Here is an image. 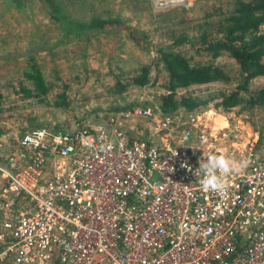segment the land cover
<instances>
[{
	"label": "built area",
	"instance_id": "1",
	"mask_svg": "<svg viewBox=\"0 0 264 264\" xmlns=\"http://www.w3.org/2000/svg\"><path fill=\"white\" fill-rule=\"evenodd\" d=\"M206 113L134 106L0 136V264H264V154ZM132 118L148 139L120 127ZM203 153L249 164L204 190Z\"/></svg>",
	"mask_w": 264,
	"mask_h": 264
},
{
	"label": "rangeland",
	"instance_id": "2",
	"mask_svg": "<svg viewBox=\"0 0 264 264\" xmlns=\"http://www.w3.org/2000/svg\"><path fill=\"white\" fill-rule=\"evenodd\" d=\"M235 2L60 0L64 14L70 19L88 22L91 17H100L118 21L102 28L65 34L61 21L51 16V6L43 0H0L1 136L12 139L31 128L56 125L63 129H75L101 122L108 112L125 107L157 104L161 108L163 97L168 93V77L157 59L158 46L169 45L179 37L193 38L199 32V24L223 17L235 7ZM50 4L53 5L52 0ZM128 28L135 29L138 36L145 35L146 39L139 42L132 40ZM261 28L264 30V24ZM172 49L190 58L191 62L198 59L189 43H178ZM33 59L40 65L44 77L50 79L51 99L62 90L63 81L70 84L66 90L65 108L55 109L23 97L24 92L17 80L23 77L27 62L31 63ZM145 64L152 70L147 84L128 86L120 94L113 92V85L118 79L116 75L122 77L119 79H126L131 75L130 70ZM214 64L229 73L232 81L193 84L176 89L177 94L188 93L199 97L200 101L207 100L208 103L192 111L207 112L205 119L219 126L228 124L229 131L234 130L240 135V146L248 140H256L255 150L264 154V104H241L227 111L214 108L213 96L234 88L238 68L225 53L216 57ZM263 87L264 77H255L249 81L244 95ZM16 89L20 92L15 93ZM192 111L178 108L174 112L188 114ZM120 127L128 135L146 139L153 133L152 123L141 118L120 121ZM52 264H59L56 256Z\"/></svg>",
	"mask_w": 264,
	"mask_h": 264
},
{
	"label": "trees",
	"instance_id": "3",
	"mask_svg": "<svg viewBox=\"0 0 264 264\" xmlns=\"http://www.w3.org/2000/svg\"><path fill=\"white\" fill-rule=\"evenodd\" d=\"M50 5L51 16L61 21L65 34L82 32L88 28H102L105 25L118 23L117 19H103L91 17L88 22L70 19L67 17L60 4V0H43ZM17 3V2H16ZM24 3V2H23ZM55 3L57 5H55ZM18 5L20 3H17ZM71 21V22H70ZM264 0H236L235 7L216 21H205L198 25L199 32L193 38L179 37L166 46H158L157 59L162 64L168 77V93L163 97L161 109L163 112H174L178 108L187 111L197 109L200 105L208 103L200 101L199 97L192 94H177L178 88H186L193 84H205L211 82L226 83L232 81V77L223 68L214 64V59L225 53L232 58L237 65L236 85L232 90L222 91L215 94L214 108L227 111L234 106L247 104L249 106H261L264 104V87L246 94L249 81L255 77H264ZM65 25V26H64ZM130 38L139 42L146 39L145 35L138 36L136 30L128 28ZM189 43L197 53L198 59L191 62L190 58L172 49L178 43ZM24 75L17 80L18 85L24 92V98H32L37 103L55 109L66 107V90L70 84L63 81L62 90L55 93L53 99L49 97L50 79L44 77L40 65L31 60L27 62ZM151 67L147 64L134 67L129 71L130 76L126 79L116 75L117 81L113 85V92H122L128 86H143L151 79ZM26 82V84H25ZM62 82V81H61ZM11 88L14 85L11 84ZM19 93L20 89H16ZM3 95L0 91V112L3 111ZM126 108V107H125ZM124 108V109H125ZM121 108H115L118 110ZM58 127L57 125L54 127ZM38 128V127H35ZM3 129H0V136Z\"/></svg>",
	"mask_w": 264,
	"mask_h": 264
},
{
	"label": "clouds",
	"instance_id": "4",
	"mask_svg": "<svg viewBox=\"0 0 264 264\" xmlns=\"http://www.w3.org/2000/svg\"><path fill=\"white\" fill-rule=\"evenodd\" d=\"M210 113L217 115V113L211 111ZM203 156L204 158L199 161V167L195 170L194 175L200 177L199 183L204 190L225 191L227 188L225 178L231 173L239 174L243 172L249 164L247 159H235L225 153H203ZM182 167L192 172L191 166L187 163H184Z\"/></svg>",
	"mask_w": 264,
	"mask_h": 264
},
{
	"label": "bare ground",
	"instance_id": "5",
	"mask_svg": "<svg viewBox=\"0 0 264 264\" xmlns=\"http://www.w3.org/2000/svg\"><path fill=\"white\" fill-rule=\"evenodd\" d=\"M213 121H214V119H213Z\"/></svg>",
	"mask_w": 264,
	"mask_h": 264
}]
</instances>
